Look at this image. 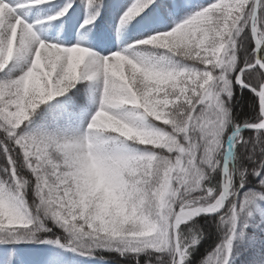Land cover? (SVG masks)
Here are the masks:
<instances>
[{"label": "snow or ice", "instance_id": "1", "mask_svg": "<svg viewBox=\"0 0 264 264\" xmlns=\"http://www.w3.org/2000/svg\"><path fill=\"white\" fill-rule=\"evenodd\" d=\"M41 5L53 9L44 20L67 23L66 45L25 19ZM110 13L117 31L134 22L153 33L129 48L166 51L103 55L74 42L95 26L91 40L107 45L97 21ZM13 63L19 75L5 71ZM0 72V233L134 264H233L234 253L264 264V0H0ZM92 161L103 185L83 175ZM211 227L220 239L195 260Z\"/></svg>", "mask_w": 264, "mask_h": 264}, {"label": "trees", "instance_id": "2", "mask_svg": "<svg viewBox=\"0 0 264 264\" xmlns=\"http://www.w3.org/2000/svg\"><path fill=\"white\" fill-rule=\"evenodd\" d=\"M63 2L64 0L51 1L53 5H61L63 4ZM106 2H110L111 4H114V1L112 0H106ZM39 7L41 8L42 13L47 12L48 9L52 10V8H48L43 5ZM80 16H82V8L77 7L76 12L74 13V17H80ZM176 17L178 16H175V18ZM110 18H111V13L109 14V17L107 19L98 20L97 23L105 22L106 20H110ZM55 24L57 23L54 21L52 24H49V22H47L46 31H49V29H52L53 27H55ZM133 24L134 22L128 25H125L123 28H121L119 31L121 35L130 34L136 30L143 29L139 26L134 27ZM61 25L62 26L60 30V36L66 41L65 28L67 27V23H62ZM90 27H91V32H92L94 26H90ZM91 32H85L82 29H78L76 34H78L80 37L91 39ZM89 86H90L89 81H82L80 84H77V87L88 88ZM72 91H75V89H73ZM248 95L249 93L247 89H245L242 93L237 91V96H240L243 99L241 103H238L235 106L234 108L235 112L241 113L247 109ZM55 99H63V97L55 98ZM94 108H95V105H89L88 111H92ZM37 118H40V117L38 115H34V117L32 118V121L36 120ZM3 163H4L3 157L0 156V165H2ZM27 197L29 201L33 199L31 188H28L27 190ZM261 219L264 220V217H262ZM49 223L51 226V222ZM201 223H203L202 220H201ZM61 231H62L61 229L57 227H53V233H55L56 235H60ZM248 231L249 232L252 231L251 225L249 226ZM45 235H47L50 238L52 237V233H47V234L42 233L40 234L39 238L43 240ZM219 239H220V233H218L214 227L209 228V236L206 237L205 240L201 241V244L198 247L197 252L193 254L195 260H199L200 255L203 254L204 250L210 246H214L215 242H217ZM0 249L4 253V256H2V260L4 262H2V264H8L7 261L4 260V258L9 259V264H58V263H62L61 260H64L65 264H134V261L126 260L125 258L120 257L118 254L114 252L100 253L99 255H103L108 258L107 260H101L98 258V256L95 258L88 257V256H82L71 250L62 252L57 246H55L52 243H48V242L41 243L38 241H30L27 239L24 241L16 242L7 233H0ZM53 255L57 256V261H52L53 258L51 256ZM240 262H241V257L239 255H235L234 253L233 264H240Z\"/></svg>", "mask_w": 264, "mask_h": 264}, {"label": "rangeland", "instance_id": "3", "mask_svg": "<svg viewBox=\"0 0 264 264\" xmlns=\"http://www.w3.org/2000/svg\"><path fill=\"white\" fill-rule=\"evenodd\" d=\"M52 1V0H51ZM114 1V6L116 5H121V4H125V3H129L130 0H112ZM184 3H188L191 5H200V4H204L209 2V0H183ZM25 13V19L30 22L33 23L34 26V30L37 31V33L46 41H53V42H60L62 44L65 43V41L60 38L59 36V31H60V24L59 26H57L54 30V34H51L50 32H46L45 28H46V20H44V17H46L47 15L51 14V12L53 10H51V12H43L42 14L40 13V8H31V9H25L23 10ZM42 15V18L41 15ZM49 13V14H48ZM185 14L182 13L180 14L178 17H173L167 24V26L165 27H157L156 31L158 32H162V31H166L169 30L170 27L173 25V23L176 20H180ZM112 16V14H111ZM39 18V19H38ZM36 21H41V23H36ZM99 26L104 29L105 31H107L110 34L111 40L107 45L104 46H97L96 42L90 40L88 41V39H81L79 35L74 36V42H78L81 46H86L89 47L90 49L103 54V55H107L109 52L112 51H116V50H122L125 51V54L129 55V56H133L135 55L137 52H140L141 54H149L150 53H154L156 55H159L163 52H165L166 50L159 48V46H148V49H144V48H129L128 45L132 44V42L134 40H139V39H144L147 37V35H151L153 33H146L145 35H141L142 32H144V29H142L141 31L138 32H134L132 35H122L120 36L118 33L119 31H117L115 24L112 21V18L110 21H107L105 23H98ZM96 31V27L94 26L92 32ZM124 36V37H123ZM120 39V40H119ZM11 70L12 74L15 75H19L20 73V68L17 67L14 63L11 64L9 66V69H6L5 71H9ZM5 73L1 72L0 73V77H3ZM91 87H95V85L93 84V82H89ZM131 107V106H129ZM95 110V108L92 111H87L86 115H85V121L87 119V116H89L93 111ZM145 123H151V120L146 121ZM30 126H34V127H39L40 126V118H37L36 120H33L32 125ZM57 246L62 252L67 251L68 249L65 248H61L58 245ZM2 256H4V253L1 251L0 249V263L2 264V262H4L2 260ZM53 258L52 261H57V256L53 255L51 256ZM5 261H7V263L9 264V259L4 258ZM51 260V259H50ZM63 264H65L64 260H61ZM62 263H58V264H62Z\"/></svg>", "mask_w": 264, "mask_h": 264}, {"label": "clouds", "instance_id": "4", "mask_svg": "<svg viewBox=\"0 0 264 264\" xmlns=\"http://www.w3.org/2000/svg\"><path fill=\"white\" fill-rule=\"evenodd\" d=\"M141 86L143 87V81H141ZM101 124H108L110 127H114L117 131H120L122 135H126L129 138H132L137 135V133L132 130V129H127V128H122L119 126V122H110V121H105L101 120ZM164 137H146L145 139L142 140L144 143H158V142H163ZM114 162L109 163V167H112ZM83 175L85 177H95L96 178V183L98 185H103V175L100 169V166L92 161L87 163L86 165L83 166ZM97 211H102L103 210V201L101 200L100 205L97 206Z\"/></svg>", "mask_w": 264, "mask_h": 264}]
</instances>
